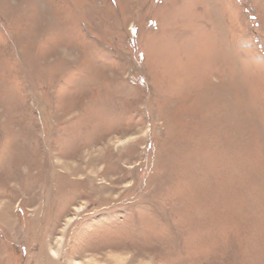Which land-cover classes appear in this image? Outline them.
Masks as SVG:
<instances>
[{"label":"rangeland","instance_id":"374dc122","mask_svg":"<svg viewBox=\"0 0 264 264\" xmlns=\"http://www.w3.org/2000/svg\"><path fill=\"white\" fill-rule=\"evenodd\" d=\"M86 259L264 264V0H0V264Z\"/></svg>","mask_w":264,"mask_h":264},{"label":"bare ground","instance_id":"6f19581e","mask_svg":"<svg viewBox=\"0 0 264 264\" xmlns=\"http://www.w3.org/2000/svg\"><path fill=\"white\" fill-rule=\"evenodd\" d=\"M110 209V208H109ZM4 215V213L1 215V216H3ZM3 218L5 219V216H3ZM84 219H85V217H84ZM87 219H89V218H87ZM111 256V255H110ZM115 257V256H114ZM109 258V257H108ZM116 258H117V255H116ZM130 259V258H129ZM116 261H118V260H116ZM116 261H114V262H116ZM111 262V261H110ZM110 262H108V263H110ZM79 264H98V263H96L94 260L93 261H91V262H87V259L86 260H83V262L81 261V263H79ZM114 264V263H113ZM117 264V263H116ZM120 264V263H119ZM128 264V263H127Z\"/></svg>","mask_w":264,"mask_h":264}]
</instances>
